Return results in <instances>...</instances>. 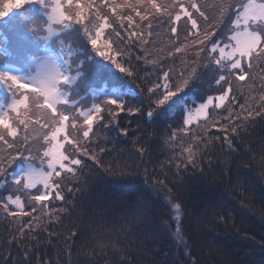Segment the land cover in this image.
<instances>
[{
    "label": "trees",
    "instance_id": "1",
    "mask_svg": "<svg viewBox=\"0 0 264 264\" xmlns=\"http://www.w3.org/2000/svg\"><path fill=\"white\" fill-rule=\"evenodd\" d=\"M8 2L0 0V8ZM221 2L63 3L68 16L57 25L61 32L55 46L63 43L72 52L68 72L74 81L64 84L68 102L58 104L54 112L39 97L7 110L4 117L17 125H12L16 135L7 136V130L0 129L8 141L0 142V149H8L9 144L31 145L32 152L42 151L41 166L47 160V146L53 142L52 132L63 126L58 139L65 149V168L58 166L47 188H27L15 183L10 173L0 177V264H264V70L253 72L259 59L240 57L243 72L233 69L225 75L209 56L217 46L210 43L205 49L208 69L200 71L187 93L158 104L165 91L155 96L148 92L158 75L156 60L159 65L167 63L161 58L160 43L154 39L156 33L161 38L192 41L189 45L194 46L223 24L220 38L225 43L240 0H225L230 7L224 14L219 8ZM44 5L28 0L0 17V47H6L9 55L0 53V63L12 57L27 59L35 38L33 23L46 13ZM104 18L107 25L100 29ZM98 29V41L105 40L112 53L122 58L125 74L100 67L102 62L90 46L97 39ZM149 41L144 56L141 49ZM189 57L185 52L183 60ZM90 65L99 68L87 80ZM239 75H244V80H239ZM210 77L213 80L209 82ZM247 80L253 81L250 89L230 87L234 81L243 85ZM10 84L0 77V101L9 104L18 93L20 97L31 96L32 92H21ZM203 86L208 91L202 92L201 99L198 95ZM112 88L118 96L107 95ZM225 92L227 95L219 100ZM110 98L124 105L123 110L109 105ZM203 104H207L206 112L200 116L198 110ZM42 107L55 117V123L41 117ZM19 108L23 112L19 113ZM86 111L92 117L88 123ZM22 120L29 123L27 143ZM76 141H81L80 149L88 150L87 156L75 149ZM186 150L197 153L196 166L186 162ZM93 155L96 159L91 158ZM72 159L82 160L85 167L72 165ZM68 168H75L81 179H72ZM9 190L22 203L33 202L34 206L24 208L9 201ZM57 193L61 199L56 198ZM38 196L41 199L37 200ZM177 224L184 245L173 237Z\"/></svg>",
    "mask_w": 264,
    "mask_h": 264
},
{
    "label": "rangeland",
    "instance_id": "2",
    "mask_svg": "<svg viewBox=\"0 0 264 264\" xmlns=\"http://www.w3.org/2000/svg\"><path fill=\"white\" fill-rule=\"evenodd\" d=\"M61 1L62 0H54L53 6L58 2L60 4V10L64 13V17L66 18V16H68V12H67L66 6L64 7L63 4H61ZM250 2L251 3H255V4H260V3H264V0H260V1L259 0H248L247 4L250 3ZM242 13H241L240 18H241V22L244 23ZM65 20H64V22H65ZM55 22L56 21H52L51 22V26ZM62 27H63V25H62ZM223 30H224L223 24L218 25L216 28H213V30L211 32V35L209 37L207 35V37H208L207 39H205V38L201 39L200 41H202V43H197L194 46H190L191 45L190 43L192 41L184 43L183 41H180V39L170 40V39H168V38H166L164 36H163L164 38H161V35H158L155 32L156 36L154 37V39H155V41H157L161 45V50H162L161 58L165 59L167 61V63H166L165 66L159 65L158 59L156 60L154 68H155V72L158 70V75L154 77V80L152 81V84H151V88H153L155 85H159L160 86V91L164 92L165 91L164 85L167 82V84L169 85L168 91L173 93V95L170 96L169 98H175V97H178L180 94L187 93V91L191 87L190 85L192 84L194 79L197 77V75L200 73V71L203 70L204 73H205L206 69H208L209 59H208L207 55L205 54L206 53L205 49L208 48L207 45L211 43V45L216 44L218 48L222 47V41H221L220 36L223 35ZM243 31H237V32H243ZM249 31H252V30L249 29ZM237 32H235L232 35L234 48H231L229 50V53H233V54L237 53V54H239L238 52H234V49L238 47L237 41H236V39H234V36H235V34ZM58 33H59V31L55 32L53 30L52 33H47L46 37L44 38V43H46V44L44 45V48H43V55L41 57L36 58L34 60L35 72L37 71L38 66L41 63L42 58L44 56L48 55V54H52L54 59L57 61L58 65L67 74V77H68L67 78V82L72 83L74 81V78H72L70 73L66 71V66L67 65H66L65 57H68L70 55V51L68 50L67 46L63 44L62 49L60 51H58V52L53 51L52 48L49 46V41L51 40V38L56 36ZM147 33L149 35H151V31H148ZM241 41H242V38H241ZM96 42H98V44L97 43L95 45L91 44L90 46H91V50L94 51V53L97 55V57H95V58L102 62L100 67L101 68L110 69V70H112V71H114L116 73H119V74H125L126 67H125V65L122 62L123 60H122V58H120L117 55V53H112V51L110 50V44L109 43L106 44L105 40L104 41L103 40L98 41V39H96ZM149 44H150V41L148 43H146L144 45V47L141 49L142 54L144 56H146V51H147L146 46L149 45ZM177 48H179L180 51H176ZM101 52L105 53V56H107L109 58L106 59L104 56H101L100 55ZM185 52H188L189 55H190V57L187 60H183V56H184ZM197 53H199V54H197ZM179 63L182 66H178ZM117 65H119V67H117ZM253 67H255V70L253 72L260 73L262 70H264V57H261L254 64ZM98 68L99 67H97L95 65L88 66L87 67L86 79L88 80V79L92 78L95 75V71ZM121 69H124V71H121ZM146 69H147V67H146ZM193 69H195L194 73H193ZM9 72L14 73L11 70H9ZM165 73H168V75L170 77V79H168L167 81L165 79ZM15 74H16V76L19 79H21L20 82H22V83H25V81L30 80L32 78V76L34 75L33 73H29L28 75H23V74H21L19 72L15 73ZM209 76L214 77L212 74L209 75ZM212 77H210L208 79L209 82L213 80ZM185 79L187 80V83L186 84H182L183 80H185ZM200 83H202V82H200ZM252 83H253V81H252ZM252 83H251L250 80H247L245 84L239 85L240 83H236L234 81V82L231 83L230 87H233L234 90L247 89V88L250 89L251 86H252ZM178 84H182V87H181V89L179 91L176 90V86ZM29 86H32V85H29ZM94 89L95 88H92V90H94ZM203 91H208L207 86H203L199 90L198 98H201V99L203 98V96H204L202 94ZM111 94L113 96H118L117 90L115 88L111 89ZM60 95H61V97L59 98L58 103L67 102L68 101V99H69V93L68 92L65 93L60 88ZM21 99H25V97L24 96L20 97V94L18 93L17 98H15L11 102H9V107L13 108L12 105L15 103L16 104L15 109H16L17 107H19L21 105V104L16 103V101L21 100ZM25 103H26V100H25ZM24 104H22V105H24ZM18 112L21 113L23 111H21L20 108H19ZM205 112H206V107L201 109V106H200V108L198 110V115L203 116L205 114ZM17 115L19 116V114H17ZM27 115L30 117L29 112H27ZM27 115H26V117H27ZM2 116H3V110L0 109V117H2ZM84 116L88 118L89 112L88 111L84 112ZM22 121H25V120H22ZM14 124L15 123H12V125H14ZM14 126H17V125H14ZM61 127L63 129V126H61ZM19 128H20V126H19ZM28 131H29V127L26 130L24 136L28 134ZM24 136H23V140H25ZM58 138H59V133L56 135V139L50 145V147L47 146V148L50 149V148H52L53 145H56V144L59 145V150L56 153H54V156H55V158L57 160H59L61 158V156H62V154H63V152L65 150L62 147V142ZM19 139L22 140V137L19 138ZM19 139H18V141H21ZM80 145H81V141H76L75 149L77 150L76 146H79V148H80ZM5 148H7V147H5ZM0 152H1L0 153V159H6L9 156H14V150L13 149H9V148L8 149H2V150H0ZM40 152H42V151L35 150V151L31 152L30 155H31L32 158L29 160V162L28 161H24V162H22L20 164L13 163L12 165H7L9 173L12 174V175H16L17 173H25L28 170L29 166H32L33 168H36V169L44 172L39 166V153ZM18 155H19V153H18ZM24 155L26 157H28L29 152H25ZM52 159H53V156H50V160L49 161H51ZM58 164L59 163L54 165V169H55V167ZM52 172H53V170H52ZM45 174H47V173H45ZM0 177H2V175H0ZM21 178H23L25 180L27 185L30 183L29 178L24 177V176L16 177V180H20ZM39 183H43V182H39ZM39 183H36V184H39ZM7 198H8L9 201L14 202L15 204L17 203L16 201L18 199L19 202L17 204L21 203L24 208L25 207L26 208H32L34 206L33 202H28V203L24 202V203H22V199H20L16 195V193L14 191H12V190L7 191ZM35 205L39 209H43L44 208V206L38 205L37 203H35ZM173 235H174L173 236L174 239L178 243L184 245L185 242H184V240H183V238H182V236L180 234L178 224L176 226V229H175V232H174Z\"/></svg>",
    "mask_w": 264,
    "mask_h": 264
},
{
    "label": "snow or ice",
    "instance_id": "3",
    "mask_svg": "<svg viewBox=\"0 0 264 264\" xmlns=\"http://www.w3.org/2000/svg\"><path fill=\"white\" fill-rule=\"evenodd\" d=\"M21 2H28V0H17V2L13 3L8 2L5 3L3 5L2 8H0V17L5 16L11 9L13 8H19L21 6ZM153 7H156L155 4L152 5ZM193 8H196V4L193 3L191 5ZM230 5L225 2V0H222L221 4L219 5L221 14H224L228 11ZM244 11L242 13L243 16V21H244V31L243 32H237L234 36V39H236L237 41V45L238 47L234 49V52H238L239 56L241 58H246V59H260L261 57H264V3H260V4H255V3H248L247 5H243ZM199 10V9H197ZM139 15V13H137ZM201 16L204 15L203 12L200 13ZM51 17L54 21L56 22H60V23H64V20L66 19L64 17V13L60 10V4L57 2L54 6H51ZM141 19H144V17H141ZM177 19H179V17H177ZM189 19H191V16H189ZM240 22V17H237V23ZM71 25L70 23H65L64 26H69ZM107 25V20L106 18H104V23L100 24V29L104 28ZM192 25L193 27L196 26V21L193 20L192 21ZM253 25H256L258 30H253V31H249V28L252 27ZM100 29L97 30L96 32V37L97 39H99L100 36ZM173 32L176 31L175 28L172 29ZM242 38V41H241ZM205 39H207V36H205ZM91 43L93 45L96 44V40L93 39L91 41ZM196 43H202V41H196ZM176 51H180L179 48L176 49ZM223 49H221V53L223 54ZM199 54V53H197ZM101 56H104L106 59H108L109 57L105 56V53L101 52L100 53ZM233 55V53H228V56L231 57ZM217 63H220V61H217ZM117 67H119V65H117ZM249 67H251V64H249ZM232 69H240L241 72H243V69L241 68V59H236L235 62L231 65ZM121 71H124V69H121ZM195 72V69H193V73ZM3 78L6 79L7 82L11 81L10 86L12 87V85L17 84L19 81H21V79L17 78L15 75H10L8 73H4L3 74ZM67 75L62 74L61 76V80L57 85V89L56 91L58 93H60V84L62 82H66L67 81ZM244 75H239L238 79L239 80H244ZM165 79L166 81L168 79H170L168 73H165ZM221 79H224L223 77H221ZM25 81V80H24ZM227 82V81H226ZM187 80H183L182 84H186ZM217 83H219V81H217ZM182 84H178L176 86V90L179 91L182 87ZM29 85H34L35 89L34 91L31 93L30 97H25V99H21L16 101V103L18 104H24L25 100L27 99H31L33 102H35L36 99H38L39 97H43L47 107L49 108H53L55 109L56 105L58 104L59 101V97L55 100V102H53L52 100H49L45 95L40 94L39 91L36 90L37 86L35 84V82L33 80H27L25 81V83L20 84V88L21 89H27L29 87ZM168 87L169 85L167 84V82L164 85L165 88V93L163 95V99H160L157 101L158 104H163L166 100L169 99L170 96L173 95V93L168 91ZM149 93H152V95H158L160 92V86L159 85H155L153 88H149L148 89ZM21 95H23V93H21ZM227 95V92L223 93L218 99L219 100H223L224 96ZM15 96V95H14ZM211 99V97L209 98ZM261 101L264 102V96L261 97ZM109 105H114L117 108H120L121 110H123L124 105H122L121 103H119L118 101L114 100V99H109L107 102ZM16 104L14 103L12 105L13 108H15ZM217 107H219V104L216 105ZM207 107V104H203L201 105V109ZM96 111L99 112L100 108L99 106H96ZM129 111H136V109H129ZM39 113L41 115V117L44 118V120L46 122H50V123H55V117L49 116L48 115V111L47 108H41L39 109ZM249 115H251V112L249 113ZM65 119V117L63 115L60 116V120L63 121ZM92 117L88 116V119L85 121V123H88L89 121H91ZM21 124H24L25 129H28L29 127V123L27 121H20ZM37 123H39V121H37ZM187 123V121H186ZM45 126H49L48 123H46ZM34 127V126H33ZM0 129H6L7 130V136H15L16 135V129L12 126V124L9 122V120L6 117H0ZM63 129L62 127H58L55 129L54 132H52L51 134V140L54 141L56 139V135L61 132ZM233 132L236 131L235 128L232 129ZM85 136L88 135L87 132L84 133ZM227 140V137L225 138ZM28 137L25 136V143H27ZM45 140H48V137L45 136ZM0 142H3L5 144L8 143L5 133L3 131H0ZM229 146H231V141H227ZM49 143H51V141H49ZM197 143H199V141H197ZM210 143V141H209ZM9 148L13 149L15 152L19 153V155L17 156H9L6 159H0V175L4 176V177H8L9 176V171L7 168V165H12L13 163H17L20 164L24 161H28L32 158L31 155H29L28 157H26L24 155L25 152H29V154H31L32 152V146L29 145V147L25 148L23 146L20 145H12L9 144L8 145ZM78 151H81V155H85L87 156L88 150L87 149H80L79 146H76ZM2 150V149H0ZM59 150V145H53L52 148L48 149L45 153L44 156H53V159L51 161L48 162V168L52 169L53 171H55L54 169V165L59 163L60 167L62 169L65 168V165L62 163L63 159H66L65 157L61 156V158L59 160H57L54 156V153H56ZM141 151H143V149H141ZM188 151V156H187V163L192 164L193 166H196L197 161L194 159V156L197 154L195 152ZM92 159H96L95 155H93L91 157ZM41 163H43V158H41ZM71 164L72 165H77L80 167V169H83L85 167L84 162L80 159H72L71 160ZM177 167H179V165H177ZM67 172H71L72 173V179H81V177L79 176V172L75 169V168H68L66 169ZM49 174H45L44 172L33 168L32 166H29L28 170L25 173H17L16 175H12L11 177L13 180L16 179V177L19 176H24L29 178L30 183L27 185V187L31 188L33 187L36 183L39 182H43L46 186L48 184V177ZM64 187H67L68 191H73V189L68 186L66 183H64L63 185ZM57 187H61V185H57ZM57 199H61L62 197L60 196L59 193H57ZM37 200L41 199V197H36ZM17 203L19 202L18 199L16 201ZM67 203H71L70 201H68ZM178 207V206H177ZM61 211H64V209H61Z\"/></svg>",
    "mask_w": 264,
    "mask_h": 264
},
{
    "label": "clouds",
    "instance_id": "4",
    "mask_svg": "<svg viewBox=\"0 0 264 264\" xmlns=\"http://www.w3.org/2000/svg\"><path fill=\"white\" fill-rule=\"evenodd\" d=\"M39 2L44 5V0H39ZM44 6L48 7L49 11L45 13L46 20L40 22V27L46 29L47 33H52L53 28L51 22L54 20L51 17L50 0L49 3ZM62 74L67 75L58 65L52 54H48L42 58L41 63L31 80L35 82L37 86L36 90L39 91L40 94L45 95L49 100L55 102L58 97H61L56 89L61 80Z\"/></svg>",
    "mask_w": 264,
    "mask_h": 264
}]
</instances>
